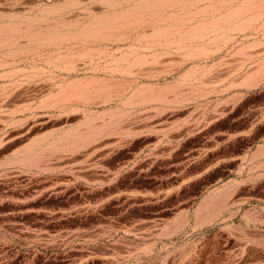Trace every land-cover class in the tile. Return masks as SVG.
Segmentation results:
<instances>
[{
	"label": "rangeland",
	"instance_id": "obj_1",
	"mask_svg": "<svg viewBox=\"0 0 264 264\" xmlns=\"http://www.w3.org/2000/svg\"><path fill=\"white\" fill-rule=\"evenodd\" d=\"M0 264H264V0H0Z\"/></svg>",
	"mask_w": 264,
	"mask_h": 264
}]
</instances>
